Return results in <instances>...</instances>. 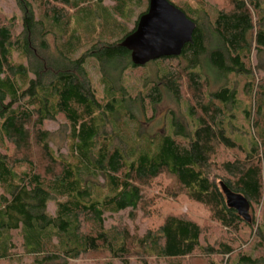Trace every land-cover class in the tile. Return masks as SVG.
Here are the masks:
<instances>
[{
	"label": "trees",
	"instance_id": "16d2710c",
	"mask_svg": "<svg viewBox=\"0 0 264 264\" xmlns=\"http://www.w3.org/2000/svg\"><path fill=\"white\" fill-rule=\"evenodd\" d=\"M14 1L20 32L0 15V260L67 264L104 254L120 264H182L196 257L201 264H264V256L242 247L255 242L264 251V221H244L226 206L219 186L241 193L250 209L264 205V0H225L215 8L206 0L177 1L196 24L192 41L179 56L151 61L159 71L153 80L142 78L135 98L121 74L142 66L131 63L119 42L135 28V4L144 9L147 0H97L96 8L81 0ZM253 51L259 77L250 65ZM87 58L100 67L103 96L91 86ZM177 59L183 63L161 67ZM238 77L244 78L248 132L232 120ZM164 91L175 98L183 91L182 119L169 111V130L152 138L124 131L134 122L129 105L152 108ZM59 116L67 124L63 155L49 146L44 128ZM219 148L233 158L218 161ZM160 174L173 182V195L205 207L229 236L206 242L202 227L183 214H167L141 235L125 223L106 224L125 210L132 218Z\"/></svg>",
	"mask_w": 264,
	"mask_h": 264
},
{
	"label": "rangeland",
	"instance_id": "374dc122",
	"mask_svg": "<svg viewBox=\"0 0 264 264\" xmlns=\"http://www.w3.org/2000/svg\"><path fill=\"white\" fill-rule=\"evenodd\" d=\"M174 5L179 7V0H169ZM212 7H219L225 0H206ZM79 3L85 5L87 8H96L99 6L97 0H81ZM109 0H105L104 4H109ZM142 3L136 5L134 10L136 9L137 16L144 12L147 6L144 9H140ZM148 4V0H147ZM185 14H188L185 12ZM0 15L4 19L5 22L10 21L12 24V28H14L15 33H19L21 30V11L18 8L16 2L14 0H0ZM135 15V14H134ZM138 19V18H137ZM48 42H52V36H47ZM215 40L213 36L212 41ZM88 45V44H87ZM14 60L18 62H24L22 57L14 56ZM158 60V59H157ZM155 61V60H154ZM183 63L182 59L165 61L162 63L161 67L165 64H174L178 65ZM256 55L255 51H253V55L250 58L251 68L254 70V76L259 77V70L256 66ZM85 68L88 73L91 86L96 90L98 96H103L104 91L101 85V73L100 67L97 64L96 60L93 58H87L85 63ZM159 65L156 62H148L142 67H137L135 69L127 68L122 71L121 78L122 84L125 85L133 98L136 97L137 91L140 89V83L144 76L147 77V80L155 79V74L159 71ZM264 71V70H263ZM114 73V72H112ZM229 78L232 79V76L229 75ZM211 81V80H210ZM236 88L238 93L239 106H237L233 111L234 114L233 123L237 127H240L241 130L245 132L250 131V125L243 117L242 109L247 107L246 97L243 94L242 86L244 84V78L238 77L236 79ZM216 85H213L214 89ZM183 91L181 92V96L175 98L168 94L166 91L163 92L161 100L152 106L149 104L141 107L137 102H132L129 105V109L131 110V114L133 116L134 122L127 121L126 126L123 128L124 131L127 130L130 134H132L135 129L139 134H145L147 137L152 138L157 133H164L169 130V111H172L178 120L182 119L183 108L182 104V96ZM181 101V102H180ZM44 128L50 133V139L52 140L49 143V146L52 147L54 153L56 155H63L66 153L64 138L67 131V124L62 117H58L54 120H47L44 124ZM253 133V131H252ZM243 139L247 138L248 135L245 133L243 135ZM6 143V142H4ZM10 143V142H9ZM12 144V143H11ZM5 149L9 153H12L13 147L6 143ZM220 150L217 149V151ZM31 154L37 155L35 153V145L31 146L29 149ZM219 156L217 160L222 159H232L233 152L222 149L220 152L218 151ZM15 154V152L13 153ZM101 179H99V182ZM173 186V182L163 174H160L155 179L150 181V184L146 186L144 189V196L146 197V203L143 206H139L134 216L131 218V214L128 210L123 211L118 216H108L106 218V224H116V223H125L126 227L129 229L130 233H135L138 235L143 234L148 229H156L159 224L162 222V219L167 214H183L190 218L191 220L197 222L203 230L202 239L206 240L211 244L219 242L220 240H225L226 237L229 236V233H226L225 230L218 227L213 221H211L208 211L202 205L190 201L183 194H179L176 192L174 195L172 194L171 187ZM47 210L49 213L53 212L52 203H48ZM250 216L255 219L256 225L260 224L264 221V205L255 206L249 210ZM255 227V226H254ZM137 236V235H135ZM16 236H14L15 241ZM253 238V237H252ZM250 239V238H249ZM250 242V241H249ZM255 243V242H254ZM254 243H242V247L244 251L249 253L252 257H260L264 256V251L261 246L255 247ZM255 247V248H254ZM19 248V247H18ZM20 252V250H18ZM140 256L138 253L136 255ZM200 258L196 257L185 259L182 261V264H201V261H198ZM17 260H0V264H12ZM131 261H137L135 258H132ZM219 261V260H217ZM20 264H30V259L27 256L19 257L17 261ZM67 264H120L117 260L109 259L104 254L100 255H89L86 257H81L75 260L69 261ZM150 264H166L163 260H151Z\"/></svg>",
	"mask_w": 264,
	"mask_h": 264
},
{
	"label": "water",
	"instance_id": "95a60500",
	"mask_svg": "<svg viewBox=\"0 0 264 264\" xmlns=\"http://www.w3.org/2000/svg\"><path fill=\"white\" fill-rule=\"evenodd\" d=\"M195 22L168 0H148L146 10L139 15L135 28L119 45L129 51L133 65L143 66L163 57L179 56L185 44L192 41ZM228 208L250 223V204L238 192L219 182Z\"/></svg>",
	"mask_w": 264,
	"mask_h": 264
}]
</instances>
